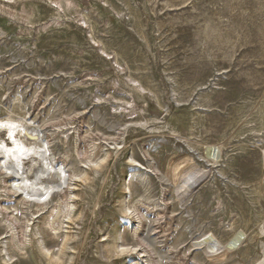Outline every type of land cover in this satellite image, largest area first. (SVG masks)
Segmentation results:
<instances>
[{"label":"rangeland","instance_id":"1","mask_svg":"<svg viewBox=\"0 0 264 264\" xmlns=\"http://www.w3.org/2000/svg\"><path fill=\"white\" fill-rule=\"evenodd\" d=\"M0 119V264H264V0H0Z\"/></svg>","mask_w":264,"mask_h":264},{"label":"bare ground","instance_id":"2","mask_svg":"<svg viewBox=\"0 0 264 264\" xmlns=\"http://www.w3.org/2000/svg\"><path fill=\"white\" fill-rule=\"evenodd\" d=\"M0 129H4V131L8 132V134L10 135V139L8 136H7V138L11 142L13 140V144H14V146H10V145H4L3 143H0V154L4 155L3 160H8V159L12 160L13 159V160H16L17 162H19V166H21L23 164V161L25 160V158H27L28 156H31L32 154H34V155L41 154V152L39 153V150H36L33 147L31 148L29 145H27V146H29V147H27L26 144H24L21 140H19L16 137L17 131H19L20 133L24 132V129L20 128V126L17 125V122L9 120V119H0ZM25 133H27V132H25ZM206 153L210 157V159L213 161H216L218 156H219V152H218V149L216 146H210V145L207 146L206 147ZM40 172H43V171H40ZM186 174H188V172ZM25 180L27 181L26 184L29 186L28 189L24 185ZM28 180H30V179H28V178L21 179L20 178V180H19L20 183L19 184L16 183L14 188H16L18 190L23 189V194H25L29 198L35 197V198L41 199V196H43L44 194L46 195V197H48L50 195V192L52 189L51 185L46 187L45 184H41V185H45V188L44 187L42 188V186H40V187L35 186L36 185L35 183L28 182ZM21 192H22V190H21ZM43 192H44V194H43ZM244 236H245V234L243 231H238L234 235H232L231 238L227 241V243L225 245L227 252L237 251L242 246L241 244H243ZM210 247H211L210 249H217L216 246L210 245ZM225 247H223L224 250H225Z\"/></svg>","mask_w":264,"mask_h":264}]
</instances>
